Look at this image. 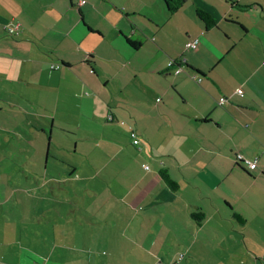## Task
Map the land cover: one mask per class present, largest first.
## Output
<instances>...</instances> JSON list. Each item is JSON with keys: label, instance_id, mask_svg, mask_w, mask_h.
<instances>
[{"label": "crops", "instance_id": "1", "mask_svg": "<svg viewBox=\"0 0 264 264\" xmlns=\"http://www.w3.org/2000/svg\"><path fill=\"white\" fill-rule=\"evenodd\" d=\"M82 1L0 0V147L10 150L0 196L12 191L0 200V264H115L103 255L117 231L143 264L179 253V264H264V0H189L174 13L164 0ZM100 83L123 99L105 100L108 159L89 193L97 176L67 162L78 153L68 121L87 119L95 100L83 93Z\"/></svg>", "mask_w": 264, "mask_h": 264}, {"label": "rangeland", "instance_id": "2", "mask_svg": "<svg viewBox=\"0 0 264 264\" xmlns=\"http://www.w3.org/2000/svg\"><path fill=\"white\" fill-rule=\"evenodd\" d=\"M99 86L100 87L96 89L87 88V91L83 93L86 99L95 100V104H93L91 107L89 106L86 109L83 108V111L85 112V114L88 115L87 119L83 120L82 118L72 117V119L68 121L69 131L74 132L75 134L74 137L77 139V142H78V153L74 155V159H72L71 157H68L67 162L70 165H72V163L76 164L78 162L80 164L83 163L84 166L87 167V169L84 170L85 173H88L89 171L95 172L97 178L95 180H91L92 182L91 181L86 182L89 184L97 183L90 187V189L88 190L89 193H95L96 191L99 192L101 165H103L104 161L106 163L108 159L106 156H101L103 125L106 123L105 118H104L105 100L106 101L116 100L118 96V92L113 86L106 88L102 83H100ZM131 91L133 93L135 92L134 89H132ZM118 99L122 100L123 97L118 96ZM46 107L49 109V107H53V104L49 103L48 105H46ZM69 107L72 108V106L70 105ZM49 112H50V109H49ZM37 122L38 120H35L36 124H38ZM127 125L123 126L121 125V123H118V124L116 123V124L109 125L108 127L112 126L114 130L117 129L115 127H118V133H119L120 131L125 130ZM58 136L59 138H61L62 134L58 132ZM58 142H60V140ZM9 151L10 150H7V148L0 147V184H2V181H3L1 173H3L4 170L2 169L7 167V164H6L7 161L4 157H6V154H9ZM35 152L36 150H32V148H30L25 153V156L26 157L34 156ZM108 155H111V154H108ZM24 157L21 155V158H24ZM32 160L33 159H31V164H33ZM25 162H27V160ZM29 164L30 163H25V167L22 169L26 173H29L30 172L29 169H31L32 167V165H29ZM20 165L22 166V163H20ZM110 165L111 167L109 169H106V171H104L101 174L102 178L104 177V178L112 179L113 173H114L113 169L115 168L114 165L116 164L112 163ZM38 169H39L40 174L45 173L43 167L38 168ZM114 170H117V168H115ZM16 177H18V174H16ZM26 182L22 183L24 187H28V184ZM68 186H71V184H68ZM72 188H73L72 195L74 196L76 194L77 195L85 194L84 187L82 186V184H78V185L72 184ZM2 189H6V186L2 187ZM93 190H95V192ZM11 194H12V191H9V195L0 196V200L2 199L3 201L2 204L4 203L6 204L5 197L10 196ZM31 195H32V192L29 193L28 199L31 197ZM80 198L81 197H79V199ZM84 198L86 199L87 204L90 205L94 197L90 198L88 197V195H85ZM30 205L31 204L28 201V203L25 204L26 209L31 208ZM27 215L29 216L28 213ZM28 224H29L28 222H24V225H28ZM86 228H90V227L87 226ZM149 235H150L149 242H152L153 234H149ZM154 235L155 237H158L159 234L154 233ZM123 237H124V233L121 231H117V234L116 233L114 234V238L116 240L115 243L117 244L115 247L116 250L110 253V247L104 248L105 254L103 255V257L108 258V256L111 257L114 255L115 264H143L142 262L145 263L147 259H145V255L140 254V252L136 249V245L129 243V242H128V245L121 243L123 241L122 240ZM156 242H157L156 247L162 246L161 240H158V241L156 240ZM150 246H151V243L149 244V248ZM91 253L92 252H89L87 254L90 255Z\"/></svg>", "mask_w": 264, "mask_h": 264}, {"label": "built area", "instance_id": "3", "mask_svg": "<svg viewBox=\"0 0 264 264\" xmlns=\"http://www.w3.org/2000/svg\"><path fill=\"white\" fill-rule=\"evenodd\" d=\"M86 2H87L86 0H83L82 2H79L78 5H79V6H82V5H84ZM20 31H21V25H20V24H16V25H13V26L9 25V26L7 27V33H8L10 36H15V35H17ZM185 48H186L187 50H189V49H191V50H196V49L198 48V43H197V41H189V42L186 44ZM177 64H178V63H176L175 61H171L170 64L168 65V67H169V68H172V67H174V66H178ZM52 68L55 69V70L60 69V67H59L58 65H55V64L52 65ZM177 68H178V69L175 71V74H176V75H179V74L183 71V69H182L181 65H179ZM196 78H197V77L195 76L194 79H196ZM202 80H203L202 78H198V79H197V82H202ZM237 92H238V95H240V96H244V91H243V90H238ZM225 102H227V99H226V98H221V99H220V103H221V104H224ZM122 124H125V122H122ZM131 138H132V141H133V144H134V145H139V140H140V139H139V135L137 134V132L132 131V132H131ZM236 161H237L238 163H240V162H246V163H248V166H249L250 170H252V171H254V170L257 169V162H256V160L253 161V162L248 161V159H245V157H244L243 155H238V158L236 159ZM143 167H144V169H145L146 171H149V170H150V167L147 166V165H144ZM184 258H185V253H179L177 260L172 261V262H161L160 264H179V262H181Z\"/></svg>", "mask_w": 264, "mask_h": 264}, {"label": "trees", "instance_id": "4", "mask_svg": "<svg viewBox=\"0 0 264 264\" xmlns=\"http://www.w3.org/2000/svg\"><path fill=\"white\" fill-rule=\"evenodd\" d=\"M164 1L167 4L169 11L171 13H174V12L178 11L183 5H185L189 0H164ZM240 8H242V7H240ZM197 15L205 23V25L207 26V29H211V28L216 26V24H215L216 21L207 12L200 10V11H198ZM177 65L179 66V64H177ZM162 177H163L164 181H166V183L169 184L173 190H176L179 187L175 182L172 181V179H170L164 173H162Z\"/></svg>", "mask_w": 264, "mask_h": 264}]
</instances>
